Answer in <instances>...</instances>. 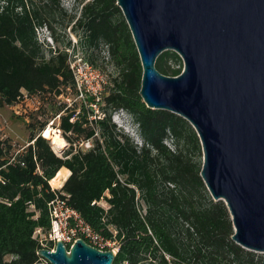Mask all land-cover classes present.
<instances>
[{"label": "trees", "instance_id": "obj_1", "mask_svg": "<svg viewBox=\"0 0 264 264\" xmlns=\"http://www.w3.org/2000/svg\"><path fill=\"white\" fill-rule=\"evenodd\" d=\"M75 1L70 14L62 0H0V108L26 93L42 98L69 144L61 155L54 151L41 132L47 120L39 131L29 125V143L16 153L2 139L0 115V264L40 261L34 233L51 228L48 204L57 196L115 244L113 264H264V253L233 240L229 209L213 199L201 176L195 128L143 102L141 60L118 0ZM39 28L57 44L58 30L70 28L91 50L107 48L118 74L101 97H83L71 67L72 42L51 46ZM183 64L171 50L156 61L169 76L179 75ZM69 93L83 98L70 105L61 99ZM119 111L131 116L142 144L113 121ZM88 140L91 146L78 147ZM62 167L71 171L67 179ZM52 182L64 183L54 189Z\"/></svg>", "mask_w": 264, "mask_h": 264}, {"label": "water", "instance_id": "obj_2", "mask_svg": "<svg viewBox=\"0 0 264 264\" xmlns=\"http://www.w3.org/2000/svg\"><path fill=\"white\" fill-rule=\"evenodd\" d=\"M143 69L140 95L151 109L195 128L201 176L231 214L233 240L264 253V0H118ZM175 51L177 76L156 67ZM115 249L78 239L39 254L51 264H113Z\"/></svg>", "mask_w": 264, "mask_h": 264}, {"label": "rangeland", "instance_id": "obj_3", "mask_svg": "<svg viewBox=\"0 0 264 264\" xmlns=\"http://www.w3.org/2000/svg\"><path fill=\"white\" fill-rule=\"evenodd\" d=\"M62 2L67 11L72 14L74 12V6H76V1L62 0ZM68 19L69 17L63 18L59 16V21H67ZM38 35L41 40L45 39L51 46L64 47L68 41L72 42V46L68 49V51L71 63L75 70L77 81L83 91V97H86V93L101 97L107 90L110 80L118 74L117 68L111 62L107 48H93L91 50L85 44H80L79 37L70 28L67 29L66 34L61 30H58V44L50 36L49 31L46 28H39ZM68 97L69 98L61 97V99L68 101L70 105L73 104L74 100H78L80 102L79 98H83L82 95H80L75 99V96L71 93H69ZM44 105L45 103L42 98L30 96L26 93V95L21 98L17 104L13 106L5 105L0 108L2 139L10 140L13 145L14 152L17 153L28 145L30 133L31 130H33V127L29 126L31 124L34 125V130L39 131L41 123L48 120L49 122L47 128L51 125L52 129L55 128L59 132L61 138H63L61 130H58V126H54L56 124L58 125L59 116H57V119H51L50 117L53 111L46 108ZM94 108L96 109V113L101 114V110L98 105H94ZM113 121L118 125V127L129 133L139 145L142 144V138L138 133L136 125L133 123V119L127 114V112L119 111L115 113ZM45 130L41 131L42 134L43 132L45 133ZM63 140L65 142L64 147H58L57 143L50 138L54 151L59 155H61L64 149L68 148L69 145L64 138ZM89 142V140L84 141L80 143L78 147H88ZM168 143L173 145L171 140ZM51 185L55 188L60 187L53 182ZM101 203L106 205L103 200ZM108 249H117V247L113 243L112 246L108 247Z\"/></svg>", "mask_w": 264, "mask_h": 264}, {"label": "built area", "instance_id": "obj_4", "mask_svg": "<svg viewBox=\"0 0 264 264\" xmlns=\"http://www.w3.org/2000/svg\"><path fill=\"white\" fill-rule=\"evenodd\" d=\"M71 67L74 69L72 63ZM89 146H91L90 142ZM52 187L55 189L54 186ZM48 209L51 218V228L47 231L38 228L34 233L41 245L37 251L40 261L36 264H51L47 258L39 254V250L46 248L50 251H55L58 240L64 242L68 251L78 239H83L88 244L101 250H107L106 248L112 246L113 242L94 230L76 209L68 205L66 199L57 196L49 202Z\"/></svg>", "mask_w": 264, "mask_h": 264}, {"label": "bare ground", "instance_id": "obj_5", "mask_svg": "<svg viewBox=\"0 0 264 264\" xmlns=\"http://www.w3.org/2000/svg\"><path fill=\"white\" fill-rule=\"evenodd\" d=\"M43 135L47 138L53 139L54 142L57 143L58 147H64L65 142H64L63 138H61V136L59 135V132L55 128L52 129L51 125L48 126V128H46L45 133L43 132Z\"/></svg>", "mask_w": 264, "mask_h": 264}, {"label": "crops", "instance_id": "obj_6", "mask_svg": "<svg viewBox=\"0 0 264 264\" xmlns=\"http://www.w3.org/2000/svg\"><path fill=\"white\" fill-rule=\"evenodd\" d=\"M62 170H66L68 173H67V177H66V179L68 178V176L71 174V171L68 169V168H66V167H62L61 168ZM63 185V183L60 185V187ZM60 187H57V188H60Z\"/></svg>", "mask_w": 264, "mask_h": 264}]
</instances>
